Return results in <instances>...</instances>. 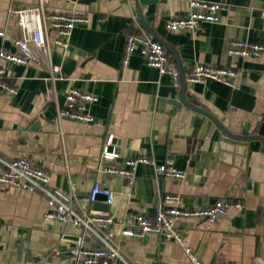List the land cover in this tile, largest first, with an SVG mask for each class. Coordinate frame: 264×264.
<instances>
[{"label": "crops", "instance_id": "obj_1", "mask_svg": "<svg viewBox=\"0 0 264 264\" xmlns=\"http://www.w3.org/2000/svg\"><path fill=\"white\" fill-rule=\"evenodd\" d=\"M225 7L217 23H205L200 33L173 32L166 23L186 17L188 0H157L137 6L135 0H50L46 12L76 13L85 17L74 27L69 44H53L51 63L60 67L51 80L46 65L1 62L4 79L17 89L0 93V158H25L44 169L49 188L73 194L76 211L109 212L117 225L112 240L123 260L112 264H190L173 239L149 233L141 238L120 233L128 214L152 217L165 195L180 196L191 209L208 207L218 199L229 203L210 227L200 218H179L177 227L186 244L205 264H264V145L246 141L244 163L221 155L222 132L206 115L180 101V86L160 75L135 52L123 66L127 34H151L137 20L138 10L160 39L169 61L183 76L194 64L232 67L234 86L221 82L185 83L187 103L209 112L229 132L249 136L264 121V54L237 57L227 53L230 41L264 44V0H196ZM37 0H0V49L17 52L21 29L11 10L30 8ZM152 37V36H151ZM153 38V37H152ZM72 87L91 93L88 105L94 121L57 122V111ZM116 158H102L105 142ZM149 157L170 165L182 178L156 175L149 164H139L134 180L106 175L102 167L126 159ZM97 164V167L95 168ZM4 171L0 163V174ZM99 181L113 194L112 203L89 193ZM43 193L26 194L0 183V264H80L71 245L95 248L101 242L72 225L47 221ZM239 203V207L234 204ZM126 220V223H123Z\"/></svg>", "mask_w": 264, "mask_h": 264}, {"label": "built area", "instance_id": "obj_2", "mask_svg": "<svg viewBox=\"0 0 264 264\" xmlns=\"http://www.w3.org/2000/svg\"><path fill=\"white\" fill-rule=\"evenodd\" d=\"M50 0H37L36 5L20 10H11L21 29V36L16 39L17 52L0 49V93L15 95L17 89L5 79L6 71L1 62L46 65L51 73V80H56L60 73V67L51 63V32L56 37L53 44L66 49L74 27L77 23H84L85 17L76 13L46 12V5ZM67 1V0H62ZM189 12L186 17L175 18L166 23V28L173 32L200 33L205 23H217L220 21L219 13L225 9L223 5L215 2L188 0ZM4 31L0 30V36ZM137 52L146 65L154 68L160 75L171 77L173 86L181 85V73L177 65L169 61L166 50L161 42L153 39L143 32L138 34H127L123 53V66L127 65L131 55ZM230 56L237 57H259L264 54V44L248 40L234 39L230 41L227 49ZM237 77V71L232 67H221L215 65L194 64L184 75L185 83H203L205 81L221 82L233 87ZM97 101V97L91 93L81 91L72 87L65 96L63 106L57 111V122L63 119L91 123L93 116L88 112V105ZM112 137H109L103 148L102 158L113 159L117 154L109 150ZM0 163L4 171L0 174V183L6 187L32 194L36 191L43 193L45 203L48 207L45 219L47 221L71 223L96 237L101 246L90 248L77 242L70 249L74 258L80 264H112L117 260H123L122 253L112 240L111 229L117 225L114 217L109 212L101 211H76L72 207L73 194L64 193L59 188H49V174L41 168L34 166L25 158H13L3 160ZM149 164L153 167L156 175H165L172 178H182L181 173L170 165H157L149 157H137L126 159L121 164L102 167L106 175L125 180L131 184L134 180L137 166ZM97 167V164L95 168ZM102 196L107 203H112L114 194L99 181H95L89 193V201L94 202L97 197ZM180 196L165 195L154 216L149 217L142 214H128V224H123L120 233L123 236L141 238L149 233L161 235L166 239L175 240L187 255L190 264H205L196 253L186 244V241L177 227L179 218H200L206 221L208 227L223 215L229 203L218 199L208 207L183 208L172 203H179ZM239 207V203L234 204ZM126 223V220L123 222Z\"/></svg>", "mask_w": 264, "mask_h": 264}, {"label": "water", "instance_id": "obj_3", "mask_svg": "<svg viewBox=\"0 0 264 264\" xmlns=\"http://www.w3.org/2000/svg\"><path fill=\"white\" fill-rule=\"evenodd\" d=\"M157 0H135V3L137 6L139 5H145V4H149V3H156ZM138 17L137 20L140 21L141 23V27H143L146 31H148L151 36L153 37V39L157 40L160 42L159 37H157L152 31L151 29L145 24V22L143 21L142 17H141V11L138 10ZM185 80H184V76L181 73V85H180V101L184 104V105H188L190 108L206 115L207 117H209L213 123L218 127V129L222 132V134L224 135V138L221 140V142L219 143V146L221 147V155L224 158H227L228 162H230V158L232 157V152L234 153L235 160H238L240 163H244V158L246 156V152H247V144L246 141L252 140V139H260L264 145V121L260 123L259 127L257 128V130L255 131V134L253 135H249V136H242V135H237L234 133L229 132L225 127H223L219 121L213 116L211 115L209 112L195 106L192 103H187L184 94H185ZM104 198L102 196L97 197L98 198ZM105 199V198H104ZM93 208L96 209H101L100 207H96V201L93 203ZM74 247V244L71 245V248Z\"/></svg>", "mask_w": 264, "mask_h": 264}]
</instances>
